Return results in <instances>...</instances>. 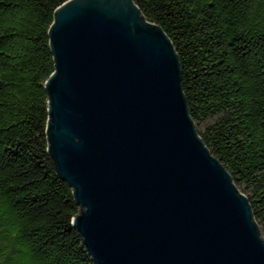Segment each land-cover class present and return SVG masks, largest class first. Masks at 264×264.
<instances>
[{"label":"water","instance_id":"obj_1","mask_svg":"<svg viewBox=\"0 0 264 264\" xmlns=\"http://www.w3.org/2000/svg\"><path fill=\"white\" fill-rule=\"evenodd\" d=\"M48 144L93 264H264V238L189 117L170 40L132 0H69L48 31Z\"/></svg>","mask_w":264,"mask_h":264},{"label":"trees","instance_id":"obj_2","mask_svg":"<svg viewBox=\"0 0 264 264\" xmlns=\"http://www.w3.org/2000/svg\"><path fill=\"white\" fill-rule=\"evenodd\" d=\"M69 0H0V264H93L48 144V31ZM177 55L195 132L264 238V0H132Z\"/></svg>","mask_w":264,"mask_h":264}]
</instances>
